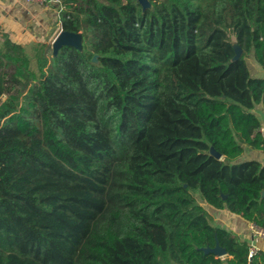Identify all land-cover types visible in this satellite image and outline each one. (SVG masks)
Instances as JSON below:
<instances>
[{
    "label": "trees",
    "instance_id": "16d2710c",
    "mask_svg": "<svg viewBox=\"0 0 264 264\" xmlns=\"http://www.w3.org/2000/svg\"><path fill=\"white\" fill-rule=\"evenodd\" d=\"M58 1L80 48L0 49V264H264L203 206L264 233V0Z\"/></svg>",
    "mask_w": 264,
    "mask_h": 264
},
{
    "label": "crops",
    "instance_id": "0c3cea01",
    "mask_svg": "<svg viewBox=\"0 0 264 264\" xmlns=\"http://www.w3.org/2000/svg\"><path fill=\"white\" fill-rule=\"evenodd\" d=\"M60 10L59 1L54 0H0V49L3 48V42L8 40L20 45L27 53L30 51L32 54L33 48L43 45L52 48L53 54V43L62 32ZM77 35L80 37V33ZM255 70L264 75V71L258 67ZM253 112L264 126L262 108L257 107ZM251 156L264 162V153L249 151L247 157ZM203 206L216 226L231 231L240 242L248 243L253 250L264 251V236L255 234L251 223L226 209L216 210Z\"/></svg>",
    "mask_w": 264,
    "mask_h": 264
},
{
    "label": "water",
    "instance_id": "95a60500",
    "mask_svg": "<svg viewBox=\"0 0 264 264\" xmlns=\"http://www.w3.org/2000/svg\"><path fill=\"white\" fill-rule=\"evenodd\" d=\"M136 1L138 2V4L141 6L142 9L149 8V6H148V4L150 5L149 0H136ZM77 34L78 33H72V32H67V31L62 30V32L58 35V37L56 38V40L53 43V55H55L57 50L63 45H70V46H73L76 48H80L77 46V44L80 42L81 35L79 37ZM74 36H76L79 39L77 44H73L71 42V39ZM240 56H241V49L239 48V46L234 44L233 60L239 59ZM92 62L97 63L96 56H93ZM211 154L216 158H220L219 153H217L214 150L211 151ZM222 197L224 198L225 196L222 195ZM210 251L214 252L218 256H222L225 254V250L219 246H216L213 249H210Z\"/></svg>",
    "mask_w": 264,
    "mask_h": 264
},
{
    "label": "rangeland",
    "instance_id": "374dc122",
    "mask_svg": "<svg viewBox=\"0 0 264 264\" xmlns=\"http://www.w3.org/2000/svg\"><path fill=\"white\" fill-rule=\"evenodd\" d=\"M148 6L150 7V5L148 4ZM82 45V39L80 38V42L77 44L78 47H81ZM29 53L28 54H31L30 51H28ZM48 54H52V48L48 49L47 51ZM242 54V52H241ZM53 55V54H52ZM246 64H247V68H248V71H249V74L253 77H259V76H264V75H261V74H258L257 71L255 70L256 67L259 68L260 71H263L259 65L256 63V61L254 60L253 56L252 55H249L247 58H246ZM33 64V63H32ZM261 109V107H259ZM244 159H249V158H254V157H247V153H245V156L243 157Z\"/></svg>",
    "mask_w": 264,
    "mask_h": 264
},
{
    "label": "built area",
    "instance_id": "2783aa9c",
    "mask_svg": "<svg viewBox=\"0 0 264 264\" xmlns=\"http://www.w3.org/2000/svg\"><path fill=\"white\" fill-rule=\"evenodd\" d=\"M28 1H29V0H28ZM31 1H32V0H31ZM34 1L45 2V1H47V0H34ZM54 1H58V0H54ZM259 131H260V133L264 136V126H263V125H261V126L259 127ZM251 228H252V230L254 231L255 234L264 236L263 231H261L260 229L256 228V227L253 226L252 224H251ZM254 251H255V250H253L252 248H250V250H249V256H250Z\"/></svg>",
    "mask_w": 264,
    "mask_h": 264
},
{
    "label": "bare ground",
    "instance_id": "6f19581e",
    "mask_svg": "<svg viewBox=\"0 0 264 264\" xmlns=\"http://www.w3.org/2000/svg\"><path fill=\"white\" fill-rule=\"evenodd\" d=\"M78 41H79V39H78L76 36L72 37V39H71V42H72L73 44H77Z\"/></svg>",
    "mask_w": 264,
    "mask_h": 264
}]
</instances>
